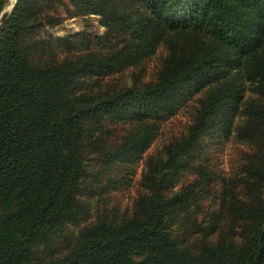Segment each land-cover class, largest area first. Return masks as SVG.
Wrapping results in <instances>:
<instances>
[{"label": "trees", "instance_id": "trees-1", "mask_svg": "<svg viewBox=\"0 0 264 264\" xmlns=\"http://www.w3.org/2000/svg\"><path fill=\"white\" fill-rule=\"evenodd\" d=\"M67 2L69 16L101 15L106 47L90 32H43L61 24L55 6L64 0H17L0 16V264H264V0ZM7 3L0 0V14ZM167 28L185 38L168 40L154 82L102 89L100 76L148 57ZM84 38L92 48L76 54ZM203 80L213 84L186 133L149 164L129 208L105 204L93 215L92 197L110 191L115 167L136 162L155 121ZM247 88L261 99L245 106L237 128L250 146L245 194L200 223L179 172L218 115L227 114L230 136ZM107 118L136 131L108 136ZM226 220L240 224L239 234L221 227ZM71 223L79 228L69 249L43 256L38 244L62 253L53 238Z\"/></svg>", "mask_w": 264, "mask_h": 264}, {"label": "rangeland", "instance_id": "rangeland-1", "mask_svg": "<svg viewBox=\"0 0 264 264\" xmlns=\"http://www.w3.org/2000/svg\"><path fill=\"white\" fill-rule=\"evenodd\" d=\"M17 0H8V3L4 7L0 16L4 11L10 12L14 7ZM65 3L60 5L56 4L55 12L60 15L63 20L60 25L53 27H43L40 31L50 33L53 36H65L74 32H82L83 34L92 33L100 36L98 43L100 46L108 44L106 36L108 33V26L100 22V14H85L84 16H69L67 12L68 0H64ZM43 11H48V7L43 5L40 7ZM53 11V10H51ZM116 25V24H115ZM114 25V26H115ZM112 33H118L112 30ZM182 39L185 38V34L177 32ZM177 33L167 28L165 32V39L158 42L153 53L144 58L138 64H133L125 67L122 70L106 73L100 76L99 84L102 89H120L129 84H141L145 82H154L158 77L159 69L168 54V40L178 39ZM192 34H188L191 36ZM167 37V39H166ZM195 38L204 39V34L200 33ZM111 43V42H109ZM92 48V44L88 38H84L79 42V49L75 52L83 53ZM213 81L203 80L201 82H195L191 84L188 92L181 93L173 103L170 110L165 114L167 118L156 120L155 124H148L153 133L152 140L147 148L141 153L139 159L132 164H118L117 167L111 173V177L115 179L114 182L108 183L111 187L110 191L104 196L92 197L94 204L92 211L94 215V209L100 205H110L118 207L120 212L124 209H128L133 199L138 195V192L142 190L140 179L144 172L149 169L150 163H157L159 158L165 156V145L169 140L186 133L187 127L193 119L194 113L199 106L201 98L205 95L207 90ZM245 100L238 111L237 116L234 119V129L230 136H226L223 132V126L227 120V114H220L214 118L215 125L208 129L207 132L199 139V146L192 153V157L187 163L186 169H182L179 172V180L177 186L191 185L194 193L191 192L192 204L189 210L193 207V212H197V217L200 223L208 221L213 214H216L221 209V205H226V202H238L243 197L245 191L244 178L246 177L244 171V159L250 146L247 141L242 140L237 136V128L243 122L245 118V106L250 100H260L261 96L251 88H247L245 92ZM131 119V118H129ZM113 118L103 119V122L107 123V128L111 129L108 136L116 135L120 132H133L136 131V125L114 122ZM119 121V120H118ZM114 125V129L110 128ZM129 129H128V128ZM118 132V133H116ZM183 164V163H182ZM181 164V165H182ZM108 177H102V182L107 183ZM177 182V180H176ZM236 199V200H233ZM236 202V203H237ZM92 215V216H93ZM82 220V218H81ZM85 222L82 221L79 227ZM240 223V222H239ZM71 223L72 233L69 235V229L65 235H61L53 238L54 242H57L62 248V253H58L54 249L53 245L45 246L38 244L41 254L45 257L63 254L69 249L68 246L71 242H74V235L78 230V226ZM233 225V226H230ZM222 228L235 231L237 234L241 231L240 224L231 223L226 220L222 223ZM60 239V240H59ZM188 242L195 241L194 237L187 238ZM55 256V257H56Z\"/></svg>", "mask_w": 264, "mask_h": 264}]
</instances>
